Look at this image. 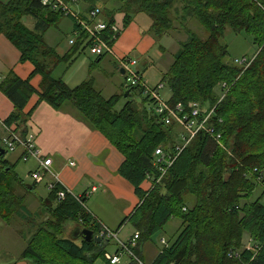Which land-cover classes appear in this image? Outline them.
I'll return each instance as SVG.
<instances>
[{
  "label": "trees",
  "instance_id": "trees-1",
  "mask_svg": "<svg viewBox=\"0 0 264 264\" xmlns=\"http://www.w3.org/2000/svg\"><path fill=\"white\" fill-rule=\"evenodd\" d=\"M176 2L184 5L183 17L195 18L207 36L201 38L188 31V39L174 53L160 81L170 89L171 104L195 101L206 109L215 106L210 120L214 132L220 134L218 141L199 132L157 180L160 171L154 164V150L161 146L166 154H173L176 139L180 138L174 132L178 126L161 121L154 111L155 102L143 94L140 86H125L130 91L118 110L120 94L104 97L92 79L70 87L63 78L54 76L52 68L60 63L68 67L84 51L87 34L81 33L66 54L58 55L46 43L44 33L63 14L39 0H0V34L19 50L21 62H31L33 73L42 75L40 91L29 78L23 79L13 71L1 79L0 90L13 104L3 123L25 137L29 113L24 107L38 93L53 108L71 104L84 121L104 134L124 156L118 174L132 184L140 199L119 228L128 220L138 232L132 251L144 263L148 264L142 251L144 241L175 216L181 221L177 235L168 243L161 240L164 245L149 264H264V186L255 179L264 170V0H145L142 11L152 19L150 30L156 39L171 27L168 14ZM87 3L89 9L96 7L95 0ZM117 10L102 6L109 22ZM68 17L74 21L73 29L80 30L75 19ZM27 18H32L31 28L24 22ZM130 20L125 13L124 26ZM226 27L245 32L257 45L245 69L228 57L227 45L221 43ZM135 90L139 98H133ZM220 94L224 96L218 101ZM142 119L147 124L145 129L140 128ZM11 169L1 156L0 217L4 212L11 213L14 202L28 213L21 198L5 188L13 179L9 176ZM145 180L150 181L146 191L141 187ZM257 187L261 195L247 202ZM241 200L246 202L241 204ZM54 201L55 192L49 191L40 207V215H51L45 220L51 227L61 226L63 232V225L73 221L96 232V226L88 224L90 217L73 197ZM38 230L31 239L22 234L27 243L20 258L30 264H94L98 257L112 264L103 255L109 241L79 238L76 242L47 227ZM245 234L251 236V247H243ZM127 262L138 264L128 256Z\"/></svg>",
  "mask_w": 264,
  "mask_h": 264
},
{
  "label": "crops",
  "instance_id": "crops-1",
  "mask_svg": "<svg viewBox=\"0 0 264 264\" xmlns=\"http://www.w3.org/2000/svg\"><path fill=\"white\" fill-rule=\"evenodd\" d=\"M88 6L89 3H87V0H79L77 9L82 13H86L89 9ZM141 13L143 14L144 12ZM118 14L119 12L115 13V18L122 23V31L115 42V49L120 54L131 53L133 56H137V67L143 75L144 72H148V64L150 63L148 59H143L144 61L141 62L140 57L147 56L150 47L154 45V40L148 35L142 37L144 34L140 32L142 28L135 19L136 14L131 17V20L126 26H124V16ZM26 25L31 28L33 22H31V26L28 24ZM73 30L72 28V31ZM47 31L48 30L44 33V39L48 46L53 48L60 56L66 54L71 44L69 43L70 46L61 48L58 46H51L47 41ZM135 51L138 55L134 53ZM105 58H108L111 63V67L105 68L106 73L109 74L110 77H112L115 72L118 73L122 76L123 82L121 85H124L123 75L116 68L114 61L109 56ZM98 60L100 61V59ZM73 62L74 60L70 65ZM34 69V65L31 62L20 61L19 50L3 34H0V79L10 71H13L23 79L29 78L30 84L35 87L36 90L40 91L42 75L40 73H33ZM63 69H65V64L60 63L52 68V74L56 77L63 78L70 86V81L74 80L75 76L78 74V70L66 76L67 72L65 73ZM114 94L120 93L115 92L112 95ZM12 110V102L0 90V122H3ZM24 112L29 113L26 122L27 132L25 137L32 138L35 146L41 150L42 154L52 159V168L59 174L62 183L72 194L81 198L84 204V206H82L83 211L90 217V219H88V224H94L96 226L95 229H97L99 223L104 224L112 230L118 229L122 221L121 218L130 215L140 202V199L134 193L132 184L117 172L119 165L124 160L122 153L118 151L104 134L84 121L71 104H65L56 109L46 101L41 100L38 93H34L24 107ZM0 131L2 133L1 136H4L5 131L1 125ZM179 143L180 141L176 139V145ZM12 152L15 153V161L7 160L9 166H12V168L16 166L17 159L21 161H29L31 159L34 164L33 169L37 167L34 159H22L23 150L21 147H18ZM70 161H73L74 164L70 165ZM13 180L15 184L19 183L18 176ZM26 185L28 188H31L34 183ZM141 187L145 191L148 190L150 188V181L145 180L141 184ZM48 195L49 191L47 190L46 195L40 196L39 203L37 202L39 208L37 209L40 210L41 204L46 201ZM54 203L57 202L54 201ZM87 204H89V207ZM115 217L116 219H114ZM126 222L130 223V221L126 220L123 224ZM117 223V227L113 229ZM75 225L76 227L82 225L83 227L89 228L83 223L80 224L76 222ZM94 234L96 233L94 232ZM77 238L79 239L80 237ZM71 239L74 238L72 237ZM116 249L117 248H115L114 251H116ZM159 250L153 253L148 264ZM19 260L16 261L15 264H28L25 261Z\"/></svg>",
  "mask_w": 264,
  "mask_h": 264
},
{
  "label": "rangeland",
  "instance_id": "rangeland-1",
  "mask_svg": "<svg viewBox=\"0 0 264 264\" xmlns=\"http://www.w3.org/2000/svg\"><path fill=\"white\" fill-rule=\"evenodd\" d=\"M95 3L96 6L101 9V12L102 6L105 5V8L109 9L118 8L116 13L119 12V14L122 16H125V13L129 14L131 17L136 14L135 19L142 28L140 32H143L142 34H144L141 36L144 37L145 35H148L154 40V45L150 47L147 56H141L142 58L140 57L141 62L145 59H148L150 63L148 64V72H144L142 75L143 80L151 87L160 84L161 87L159 88L158 95L160 99L168 101L171 97V92L168 85L160 81L161 77L173 62L174 53L181 47L182 43L188 39L189 33L193 32L197 36L204 38L207 36L205 28L200 23H198L195 18H184V5H182L181 2H176L169 9L170 13L168 14V17L171 20V27L169 29L163 30L162 35L156 39L154 36L155 32L150 30L152 19L145 15V12V14L141 13L143 12L142 8L145 4V0H126L125 2H120L119 0H95ZM102 15L104 16L103 12ZM31 20L32 18H27L24 19V22L31 26ZM73 26L74 21L70 17L62 15L56 24H52L49 27L46 33L48 35V43L53 47L58 46L60 48L70 46L69 40L74 36L72 31ZM188 31L190 32L188 33ZM221 43L227 45L228 57L230 59L243 56L246 58H251L257 51V45L253 43L251 36L247 35L243 31L235 32L229 27L225 28L221 37ZM134 53L138 55L136 51ZM109 67H111V63L108 58L103 57L99 61L98 56L91 54L89 50L85 48L84 51H81L79 54H77L74 62L63 70H65V73L67 72L66 76L75 70H78V74L75 76L74 80L70 81V86L79 84L85 79H92L94 86L102 92L104 97L107 98L115 92L120 93L121 98L117 104V109L119 110L125 103L126 99L123 97L126 91L125 83L124 85H121L123 82L121 78L122 76L116 72L112 77H110L105 71V68ZM117 69L119 72L122 70L120 68ZM138 93L139 91L137 90L133 91V98H139ZM146 127L147 124L144 119H142L140 128L145 129ZM174 132L180 135L182 133L181 127L178 126L175 128ZM1 135L2 133L0 131V145H3ZM2 159L15 161V153L6 149ZM16 162V166L11 169L9 176L11 179H15V177L18 176L19 183L15 184L14 180L12 179L10 181L9 187L5 188H8L11 192L16 194V196L21 198L23 205L26 207L29 213H25V211L16 205V202H14L15 205L12 204V206H14L11 209V213L6 214L4 212V215L0 217V264H15L16 261L21 259L20 254L26 247L25 241L27 243V240H24L22 234H25L26 237L28 236L29 238L30 236L32 237L36 231H40L38 230L39 227L40 229L47 227L50 230L56 232L58 236L72 238L73 231L76 228L75 222H67L63 225V232H61V226L51 227L50 224L45 222L47 216L50 217L49 219H51V215H40V210L37 209L39 208V205L37 204L39 203L40 196L47 194L45 181L33 182L30 179L29 173L34 167L33 161L31 159L29 161H21L17 159ZM29 183H34L33 187L28 188L26 184ZM260 195V188H254L252 195L247 202L254 201ZM244 201L245 200H241V204H243ZM261 202L264 203L263 196L261 197ZM87 206L89 207V204H87ZM24 214L26 218H23ZM114 219H116V217ZM40 222H42L43 225H41ZM118 223L113 229L117 227ZM180 223V219L173 216L166 222V224L162 226L161 229L154 232L147 240H145L143 244V255L145 256L144 259L149 261L153 253L163 247L164 244L161 242L162 239H164L167 243L173 239L179 231ZM114 231H118V229H115ZM133 232V226L126 222L120 227L118 231V237L122 240H126ZM250 238L251 236L248 234H245L242 238V244L244 248L251 247L252 242ZM74 239L79 242L78 238ZM115 248L117 247L114 240H110L106 245V251L110 254L115 252ZM19 261H25L26 263L30 264V261L28 260L22 259ZM94 264L108 263L102 257H98ZM117 264H128L127 256L122 254L121 260Z\"/></svg>",
  "mask_w": 264,
  "mask_h": 264
},
{
  "label": "built area",
  "instance_id": "built-area-1",
  "mask_svg": "<svg viewBox=\"0 0 264 264\" xmlns=\"http://www.w3.org/2000/svg\"><path fill=\"white\" fill-rule=\"evenodd\" d=\"M39 2L40 4L49 7L51 10L59 11L63 15L71 16L75 19V24L80 30H73L74 36L69 40L70 44L74 43L81 33H86V48L91 54L98 57L109 56L114 61L115 66L123 70L122 75L126 87L140 86L144 95L152 98L155 102L154 111L160 117L161 121L164 122V124H174L181 127L182 133L180 134V138H177V140L180 141V144L176 145L173 154H166L161 146L156 147L154 150V164L160 171V176L157 180H159L168 167L171 166L175 156L199 132L207 133L213 136L217 141L219 140L220 134L214 132V126H212L210 120L214 113L215 106L206 109L195 101H189L186 104L178 101L171 104L169 101L160 99L158 91L161 85L157 84L151 87L145 83L142 73L137 67V58L131 53L120 54L116 51L115 42L122 31V23L115 17L112 22H109L104 18L101 9L98 6L88 9L86 13H82L77 9L79 0H39ZM106 33V38H104V34ZM253 58L254 56L251 58H246L245 56L236 57L234 61L245 69L249 66ZM223 96L224 95L220 94L218 101H220ZM0 125L5 131V135L1 136L3 143L1 146L9 151H14L18 147H21L23 150V160H28L29 158L35 160L37 167L29 173V177L33 182L45 181V187L47 190L55 192V199L57 202H61L67 195H70L77 200L81 206H84L81 198L72 194V192L62 183L59 174L52 168V159L42 154L41 150L35 146L32 138L21 137L14 131L13 126H7L3 122H0ZM69 164L73 165L74 162L70 161ZM147 179H151L149 174H147ZM255 179L258 183H261L264 186V170L259 171V174L255 176ZM80 227L83 226L80 225ZM118 231L111 230L101 223L97 226L95 233L101 237V241L114 240L117 247L116 251L112 254L104 251V257L110 263L114 264L120 262V258L123 254L130 258L133 257L138 264H146L132 251V246H134L135 239L138 237V232H135L133 236L128 237L126 240H122L118 237Z\"/></svg>",
  "mask_w": 264,
  "mask_h": 264
},
{
  "label": "water",
  "instance_id": "water-1",
  "mask_svg": "<svg viewBox=\"0 0 264 264\" xmlns=\"http://www.w3.org/2000/svg\"><path fill=\"white\" fill-rule=\"evenodd\" d=\"M120 73L123 74V70H120ZM129 91L130 90H127L125 93H124V96L123 97H127V95L129 94ZM5 153V149L0 145V157L3 156ZM73 238H77V237H80L82 238L83 240H86V241H90V240H93L95 242H100L101 241V237L97 234H94V231L90 228H86V227H80V226H77L75 228V230L73 231V235H72Z\"/></svg>",
  "mask_w": 264,
  "mask_h": 264
},
{
  "label": "bare ground",
  "instance_id": "bare-ground-1",
  "mask_svg": "<svg viewBox=\"0 0 264 264\" xmlns=\"http://www.w3.org/2000/svg\"><path fill=\"white\" fill-rule=\"evenodd\" d=\"M180 136V135H179Z\"/></svg>",
  "mask_w": 264,
  "mask_h": 264
}]
</instances>
